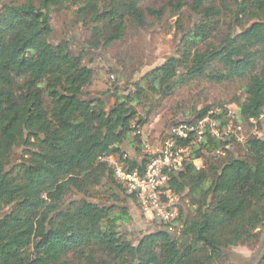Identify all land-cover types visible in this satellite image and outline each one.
I'll use <instances>...</instances> for the list:
<instances>
[{
  "label": "trees",
  "instance_id": "trees-1",
  "mask_svg": "<svg viewBox=\"0 0 264 264\" xmlns=\"http://www.w3.org/2000/svg\"><path fill=\"white\" fill-rule=\"evenodd\" d=\"M65 1L0 8V264H226L231 248L256 245L264 228V139L207 136L192 146L202 167L186 163L168 185L178 197L177 218L152 220L161 228L136 244L124 230L132 220L127 203L137 204L136 197L104 159L142 173L150 157L136 132L196 79L243 82L232 121L253 128L264 115V0H178L145 10L142 0H71L86 31L77 53L67 40H49L52 8ZM184 7L196 21L176 56L122 95L116 87L112 107L91 96L96 73L85 63L87 52L122 42L148 19L161 21L167 9L177 17ZM211 109L193 108L192 119L176 122H196ZM133 145L140 158L124 152ZM186 201L185 212L179 205Z\"/></svg>",
  "mask_w": 264,
  "mask_h": 264
},
{
  "label": "rangeland",
  "instance_id": "rangeland-1",
  "mask_svg": "<svg viewBox=\"0 0 264 264\" xmlns=\"http://www.w3.org/2000/svg\"><path fill=\"white\" fill-rule=\"evenodd\" d=\"M178 0H142L139 7L142 10L146 8L166 7L169 2ZM190 3L191 0H179ZM23 0H0V8L7 4H20ZM217 5V0H210ZM78 6L71 0L63 2L57 7H53L50 13V25L52 32L50 43L56 44L59 41L67 40L75 53L83 48L85 39V27L83 23L76 24L75 11ZM181 21V31L176 29V20ZM196 17L193 16L186 7L182 8L181 14L177 17H171L170 10L161 21L147 20V27L143 30H130L127 32L124 40L111 46L108 49L87 52L85 63L94 69L95 78L89 87L91 96H100L112 107L115 103L114 94L122 95V91L140 80L146 73L154 70L164 62L176 56L180 41L186 31L192 26ZM121 74V75H120ZM122 77L119 81L116 79ZM243 82L234 81L231 83L215 84L204 79L192 80L185 86L178 88L175 94L166 99L160 108L149 118V122L143 127L142 134L144 139L147 137L154 147L159 144L160 139L165 135L169 126L180 120H190L191 109L201 110L206 106L229 107L236 114L237 100H242ZM137 112L143 114L140 107ZM253 128L245 127L239 135L245 140L248 136H257L264 139V115L259 121L252 123ZM129 157L140 158L137 145L130 149L123 147ZM20 151H17L19 154ZM186 202H181L180 207L186 208ZM127 207L131 216V222L124 228L130 235V239L136 244L144 235L152 233L159 228V223L153 222L148 216H145L136 203L128 202ZM185 211V210H184ZM186 212V211H185ZM174 231V230H173ZM174 235L176 234L173 232ZM260 237L254 246H237L228 250V262L226 264H257L264 252V228L261 229Z\"/></svg>",
  "mask_w": 264,
  "mask_h": 264
},
{
  "label": "built area",
  "instance_id": "built-area-1",
  "mask_svg": "<svg viewBox=\"0 0 264 264\" xmlns=\"http://www.w3.org/2000/svg\"><path fill=\"white\" fill-rule=\"evenodd\" d=\"M233 118L234 113L229 107H217L196 122L173 123L155 147L147 137L144 139L142 130H138L136 135L141 136L143 152L150 157L142 173L129 170L112 156L104 161L112 167L115 179L127 193L135 195L145 216L159 222H171L178 216V197L168 187L171 175L179 173L189 162L197 170L202 167L201 158H191V148L205 141L207 136L221 141L233 138L243 142L239 137L242 127L234 124ZM189 140L187 146L180 145V142ZM229 148V145L225 147L226 150ZM216 154L223 156L224 152L217 150Z\"/></svg>",
  "mask_w": 264,
  "mask_h": 264
}]
</instances>
